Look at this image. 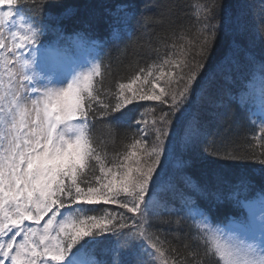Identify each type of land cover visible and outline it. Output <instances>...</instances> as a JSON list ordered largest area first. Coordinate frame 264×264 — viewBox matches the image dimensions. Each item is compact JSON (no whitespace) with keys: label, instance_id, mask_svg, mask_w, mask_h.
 <instances>
[{"label":"snow or ice","instance_id":"obj_1","mask_svg":"<svg viewBox=\"0 0 264 264\" xmlns=\"http://www.w3.org/2000/svg\"><path fill=\"white\" fill-rule=\"evenodd\" d=\"M25 3L0 0V264H264V187L251 178L209 190L189 177L191 193L179 194L180 210L160 197L176 144L188 148L204 135L192 106L204 92L198 79L216 75L204 69L217 38L242 31L222 0L198 3L194 39L173 43L175 52L118 83L110 99H101L102 60L81 65L69 55L68 42L87 35H65L61 21L73 10L50 16L48 0H39L31 4L32 16L25 14ZM108 14L113 34L131 37V6L117 5ZM257 32L264 42V15ZM46 34L56 43L47 46ZM225 59L237 71L243 62L248 72L239 82L225 74L226 83L236 86L223 89L216 104L236 105L256 132L247 153L226 151L219 158L264 166V53L233 38ZM149 101L166 107L151 119L155 106L128 107ZM116 113L109 126L133 130L124 150L110 156L94 135V121ZM196 197L230 202L242 214L222 224L207 210L198 217L181 215L197 206ZM162 215L177 216V224L191 219L199 247L187 257L171 247L150 223Z\"/></svg>","mask_w":264,"mask_h":264},{"label":"trees","instance_id":"obj_2","mask_svg":"<svg viewBox=\"0 0 264 264\" xmlns=\"http://www.w3.org/2000/svg\"><path fill=\"white\" fill-rule=\"evenodd\" d=\"M33 2L38 3L39 0H27V3L22 5L26 15H36V11L31 8ZM201 2L203 0H48L47 10L50 16L67 8L73 10L71 16L61 21L65 35L71 37L80 31L87 35L83 40L69 41L67 46L75 55L78 54L81 42L97 52L96 57L102 60L104 81L101 99H110L111 92L118 83H127L139 68L147 69L158 58L175 52L176 49L171 47L173 43L179 47L194 39L198 27L195 6ZM222 3L230 16L240 20L242 31L239 34L229 31L217 38L213 55L204 69L205 72L211 69L216 75L211 79L206 77L203 81H197L202 85L204 92L193 104L192 112L198 118L204 135L194 137L195 143L188 148L177 143L171 161L165 165L168 175L160 197L162 203H166L170 209L180 210L182 205L179 194L191 193L189 177L209 190H227L228 184L234 183L240 177H249L258 187H264V166L257 161H229L219 158L226 151L247 153L256 127L248 122L245 113L236 105L224 108L216 104L223 89L236 86L235 83H226L225 74H228L229 79L234 76L236 82H239L248 72L243 62L237 71L231 68L225 59L233 38L258 54L264 53V42L257 32L259 19L264 15V0H222ZM120 4L130 5L135 13L131 37L117 36L110 28L112 16L108 13ZM123 32L127 33L129 29L125 27ZM55 43V37L49 39L46 34L45 44ZM149 80L154 82L152 78ZM161 84L163 85V80ZM260 86L257 78L253 87L258 92ZM144 87L147 89L148 85ZM144 104L156 107L149 119L158 115L161 107H166L159 101L134 102L128 107ZM119 115L120 113H116L114 116L97 118L94 121V135L106 144L110 156L114 152L124 150L133 130L124 124L109 126L107 121ZM185 161H190V165L185 166ZM196 205L183 208L181 215L198 217L201 210H207L214 223L222 224L229 217L242 214L230 202L217 204L211 197H196ZM177 218L175 215H162L151 218L150 223L154 232L187 257L190 249L199 247L198 242L192 239L195 228L191 219H182L177 224ZM184 243L189 245L188 249L182 247Z\"/></svg>","mask_w":264,"mask_h":264},{"label":"rangeland","instance_id":"obj_3","mask_svg":"<svg viewBox=\"0 0 264 264\" xmlns=\"http://www.w3.org/2000/svg\"><path fill=\"white\" fill-rule=\"evenodd\" d=\"M39 70V69H38ZM137 87H140L139 85H137Z\"/></svg>","mask_w":264,"mask_h":264}]
</instances>
